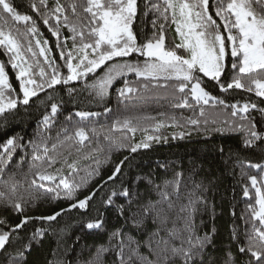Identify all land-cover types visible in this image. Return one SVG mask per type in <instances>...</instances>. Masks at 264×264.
Returning <instances> with one entry per match:
<instances>
[{
    "label": "snow or ice",
    "instance_id": "obj_1",
    "mask_svg": "<svg viewBox=\"0 0 264 264\" xmlns=\"http://www.w3.org/2000/svg\"><path fill=\"white\" fill-rule=\"evenodd\" d=\"M29 7L56 37L63 65L50 58L52 50L48 40L37 38L38 20L22 14L13 0H0V56L7 57V65L18 82L17 89L10 82L6 63L0 62V126L5 129V139L0 142V205L23 215L26 205L41 197L65 199L70 201L66 208L37 219L57 221L73 210H80L87 217L92 207L90 202L98 191L102 192L109 181L114 183L123 175L126 161L130 159L125 156L116 163L103 185L79 199V190L100 175L101 160L97 153H108L105 159L110 160L113 151L137 153L140 149H149L153 143H167L168 136L161 132L165 127L180 129L171 134L172 139H184L193 131L240 133L238 149L226 151L221 146L218 151L226 170L235 174V168L239 167L241 177L247 178L248 183L243 185L244 197H250L251 190L255 194L254 203H248L246 214L241 217L245 219L243 241L233 231L232 239L239 256L229 251L220 258L214 251L213 234L201 236L195 225L201 206H208L205 193L215 187L209 175L197 179L204 169L196 161L189 169L190 186L185 183L182 171L160 183L151 174L138 177L137 185L143 181L148 186L147 200L138 187H125L121 182L100 199L105 208L115 205L117 197L126 201L116 205L124 224L109 234L107 244L96 246L94 252L89 249L88 259L74 262L68 256L70 253L83 256V252L77 253L81 238L73 239L70 225H64L53 230L57 241V249L53 251L56 259L49 260L48 264H104L109 252L115 254L117 264H264V107L249 98L243 103L239 100L230 103L208 91L205 81L206 78L215 82L221 93L241 90L254 93L264 101V0H143V15L151 17L153 28L152 34H146L143 41L133 29L141 15L138 0H54L51 3L30 0ZM19 24L24 25L23 29ZM169 24L175 25L178 43L175 39L168 41ZM62 29L68 34L61 43ZM229 49L230 72L226 63ZM62 67H66L67 75L62 73ZM130 75L135 79L130 80ZM121 79L123 87L116 89L118 108L127 110L130 102L148 98L157 90L171 89L166 97L171 107L189 109L192 115L159 112L158 116L163 119H157L149 114H122L110 125L97 129L90 128L85 121L100 114L79 110L74 114L79 121L73 122L70 114L55 137L50 135L60 103L49 90L82 80L89 95L102 102L114 82ZM68 91L71 95L75 89ZM33 106L44 108L34 134L30 137L10 134L9 126L23 121ZM227 109L230 113L222 115ZM104 111L112 110L105 107ZM145 121L152 123L145 126ZM137 131L143 133L139 142L134 141ZM21 152L20 165L29 162L28 174L32 177L27 181L26 174V188L14 173L10 174L14 157ZM257 152L260 162L247 158ZM82 159L95 161V166L90 165L83 176L80 175ZM162 167L167 170V165ZM249 169L256 170V174H251ZM182 186L187 191L181 202ZM95 211L96 217L82 218L84 228L103 229V213L99 208ZM149 218L156 230L146 238L144 246L152 259L141 255L140 241L124 231L129 223L141 229ZM29 219L32 218L24 216L13 226L6 217L0 218V264H28L27 257L34 243L51 228V225L38 228L25 240L20 230ZM170 221L172 227L168 228ZM162 231L167 232V238L160 235Z\"/></svg>",
    "mask_w": 264,
    "mask_h": 264
},
{
    "label": "trees",
    "instance_id": "obj_2",
    "mask_svg": "<svg viewBox=\"0 0 264 264\" xmlns=\"http://www.w3.org/2000/svg\"><path fill=\"white\" fill-rule=\"evenodd\" d=\"M51 2H54V0H50V3ZM61 2H64V0H61ZM138 2L141 4V15L134 22L133 29L139 40L143 41L146 34L149 36L152 34L153 28L150 23L151 17L146 18L143 15V0H138ZM13 3L14 5L19 6L18 10L22 14L27 13L33 16L34 19L38 20L40 33H38L37 38L48 40V47L52 50L50 58L56 59L59 64L63 65V61H60L59 59L56 37L51 35L48 29L44 27L43 22L39 20V17L31 11V8L29 7L30 0H13ZM18 27L23 29L24 25L19 24ZM67 34L66 29L61 30V43L63 42V37ZM224 35L226 36L227 33H224ZM167 37L168 41L175 39V42H179V38L175 34V25L169 24L167 26ZM71 43V40H68L69 46H71ZM34 44L35 41H33V45ZM231 59L229 53L226 58L229 72L231 71ZM0 62L6 63V71L10 75V82L18 89V82L15 80V74L12 72L10 65H7V57L0 56ZM61 71L64 75H67L66 67H62ZM100 71L102 70H98V72ZM129 79L134 80V75H130ZM205 81L208 91L213 95L224 98L230 103H234L237 100L243 103L245 98H249L251 101L258 103L261 107H264V101H262L261 98L256 97L254 93H246L241 90H229L228 93H221L215 82L207 81L206 78ZM119 87H123V79L114 82L113 87L109 89L108 95L105 96L102 102L94 100L89 95V92L84 89V82L82 80L70 82L67 85L60 84L56 86L54 91L49 90L56 101L60 103L59 114L54 122L50 135L55 137L57 130L62 124L66 123V117L70 114L73 117V122L79 121L80 118L74 115L75 112L79 110L93 111L100 114L95 117H90L85 121L90 128L94 127L97 129L110 125L116 116L122 114H149L151 116H156L157 119H163L158 116L159 112H174L177 115L183 114L185 116L192 115L189 109L171 107L169 99H166L168 92H171V89H169L168 92L157 90L148 98L130 102L127 110L123 109L122 106L118 108L116 89ZM69 89H75V92L69 95ZM105 107L112 111L105 112ZM21 110L23 111L22 105ZM230 111V109H227L222 115L227 116ZM43 113V107L37 109L33 106L29 115L23 121L13 122L7 131L10 134L19 133L20 135L30 137L36 131L37 121L41 118ZM256 115L257 119H259V115ZM151 123V121L143 122L145 126L151 125ZM13 129L15 130L14 132ZM174 131H180V129L173 127L162 128L161 132L168 136L167 143H153L149 149H140L137 153H130L127 150L113 151L110 154V160L105 159L108 156V153H97L101 160L100 175L94 177L87 187L79 190L77 193L79 199H83L90 190L97 189L100 185H103L104 181L107 180L109 175H111L116 163L123 160L125 156L130 158L129 161H126L123 175L119 176L114 183L109 181L108 184L104 186L102 192L98 191L94 201L90 202L92 207L89 208L87 217H96L97 214L95 209L99 208L103 213V216L101 217L104 220L103 229L88 230L84 228L82 218L87 217L80 210H73L72 213H66L63 216L58 217L57 221L37 219V217L48 216L55 211H60L61 208H66L70 201L65 199L52 200L48 197H41L34 203L26 205V211L23 215L15 213L11 209H5L0 205V218L6 217L10 225L14 226L19 223L24 216L32 218L29 219L28 223L20 230V235L24 237L25 240H27L36 229L49 228V225H51L49 231L45 233L39 242L34 243L33 249L27 257L28 264H48L49 260L56 259L53 255V251L57 249V241L53 230H58L64 225H70V234L73 239L77 236L81 238L77 245V253L83 252L82 257H78L75 253H70L68 258L74 262L78 259H88L89 249L94 252L96 246L107 244L109 234L124 224V219L120 217L116 208V205L126 203L124 198H115L116 204L105 208L100 203L101 196L110 194L112 188H118L121 182H123L125 187H138L143 198L147 200L149 196L148 186L143 181H140L137 185L136 181L138 177L149 174L153 176L157 183H160L164 179L174 178L176 172L182 171L184 173L185 183L190 186L189 169L192 167L193 161H196L197 165L202 166L204 169V172H202L197 179L202 180L205 175H209L214 179L215 183V187L211 191L205 193L208 200L207 208L201 206L200 211L195 216V225L198 234L201 236L205 233L213 234L215 245L214 251L218 257H225L229 251L234 255L239 256L237 244L232 239L233 231L235 230L239 234L241 241H243L245 219H241V217L245 216L248 203H254L255 194L254 190H251V196L244 197L243 185L248 183L247 178L241 177L239 167L235 168V174L226 170L221 163V155L218 149L223 146L226 151L229 149L235 151L240 147L241 134L231 132L221 134L214 131H209L207 133L193 131L190 136H187L184 139H172L171 134ZM4 132L5 129L0 126V142L5 139ZM128 135L131 136L130 133ZM142 135L143 133L141 131H137L134 141L139 142ZM22 155L23 153L21 152L14 157V162L10 166V174L14 173L17 180L24 183V187L26 188L28 187V183L25 181V176L29 171V162L26 161L21 166L20 158ZM73 158H75V153H73ZM247 158L252 159L253 162L261 161L259 152ZM90 165L94 167L95 161L86 159L80 160L81 176L85 175ZM163 165H167V170L162 167ZM59 166L60 165H57V167ZM65 171H67V169H65ZM248 171L253 175L256 174V170L254 169H249ZM31 178V175L28 174L27 181H30ZM205 183H207V181H205ZM23 191L24 188H21L20 192ZM186 191L187 188L182 186L181 202L183 201V193ZM152 198L155 199V196L153 195ZM179 226L180 222L177 221V227ZM167 227H172L171 221L168 223ZM155 230L156 225L151 218H149L139 230L132 227L130 223L124 228L125 233L131 236L134 240L140 241L141 247L139 248V253L149 259H152V257L150 256L147 247L144 246V241ZM160 235L167 238V232L165 231H162ZM158 239L159 237H157V240ZM113 243H115V241H113ZM104 264H117L113 252L106 254Z\"/></svg>",
    "mask_w": 264,
    "mask_h": 264
},
{
    "label": "rangeland",
    "instance_id": "obj_3",
    "mask_svg": "<svg viewBox=\"0 0 264 264\" xmlns=\"http://www.w3.org/2000/svg\"><path fill=\"white\" fill-rule=\"evenodd\" d=\"M229 51H230V49H229ZM230 53V52H229Z\"/></svg>",
    "mask_w": 264,
    "mask_h": 264
}]
</instances>
